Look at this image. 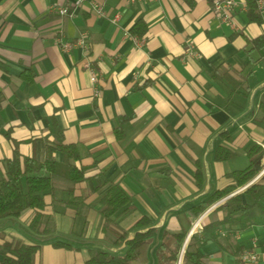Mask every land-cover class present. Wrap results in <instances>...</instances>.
Instances as JSON below:
<instances>
[{
	"label": "crops",
	"instance_id": "crops-1",
	"mask_svg": "<svg viewBox=\"0 0 264 264\" xmlns=\"http://www.w3.org/2000/svg\"><path fill=\"white\" fill-rule=\"evenodd\" d=\"M77 1L0 0V169L15 149L43 161L54 119L64 143L77 146L86 176L101 173L130 197L115 230L143 216L157 228L148 263L157 264L164 232H186L183 251L198 219L194 234L202 241L204 226L224 218L218 207L225 202L216 204L225 197L212 201L214 194L236 184L231 175L248 168L251 146L264 149V47L249 43L264 35V22H250L247 0H234L235 27L216 17L210 0H84L75 7ZM61 7L72 14L61 15ZM139 22L143 37L131 33ZM83 33L87 49L62 51L58 38L76 43ZM219 147L232 155L216 160ZM54 183L40 210V230L48 232L29 229L36 213L27 209L0 220V248L39 244L34 264H85L90 248L120 249L102 230L99 194L78 183L73 195L82 202L70 205L72 185L59 177ZM242 202L251 196L243 192ZM261 204L248 228L221 226L200 243L203 264H241L245 250L258 255L246 264H264ZM57 239L73 248L54 247Z\"/></svg>",
	"mask_w": 264,
	"mask_h": 264
},
{
	"label": "trees",
	"instance_id": "trees-1",
	"mask_svg": "<svg viewBox=\"0 0 264 264\" xmlns=\"http://www.w3.org/2000/svg\"><path fill=\"white\" fill-rule=\"evenodd\" d=\"M210 2L212 5V0ZM247 5L250 22L263 23L264 17L258 8L257 0H247ZM141 24L139 22L131 29L132 35L143 37L146 34V27ZM249 43L252 44L251 50L263 48L264 35L250 40ZM262 113L264 116V103ZM51 127L54 139L46 145L43 161L37 160L35 156L22 157L15 149L13 157L3 162V169H0V220L17 218L27 209L35 210L36 214L29 227L32 231L46 234L48 232L46 229L43 232L40 230L39 224L42 218L46 217L40 213V210L45 206L44 197L53 194L55 190L54 178H62L72 185L69 188L68 204L70 205H78L82 202L81 197L73 195V187L78 183L86 182L91 192L99 194L103 232L106 235L114 234L116 237L114 243L119 244L120 249L105 245L90 248L85 264H148L151 238L157 228L148 217L143 216L129 230L121 233L116 231L114 227L118 226V219L130 210V197L117 183L101 173L86 176L84 168L77 164L81 159L77 146L64 143L63 131L54 119H52ZM58 152L62 154V161H58L55 156ZM248 152L250 156L248 168L232 173L231 176L236 184L216 192L212 201L228 196L258 174L262 166L264 149L253 145ZM231 155V151L219 147L215 152V159L225 160ZM244 194L251 196V203L242 202V193L229 198L218 207L224 211V218L204 226L202 241H198L195 234L192 235L183 252L187 233L164 232L162 242L156 249L157 264H203L199 245L211 238H216L214 231L217 228L225 225L230 228L239 226L241 230L248 228L255 217L256 208L262 206L261 203L264 202V183L250 186ZM201 212L202 209H199L196 216H199ZM52 244L56 248H73L69 241L63 239H57ZM39 248V244L5 242L0 248L2 255L0 264H34Z\"/></svg>",
	"mask_w": 264,
	"mask_h": 264
},
{
	"label": "built area",
	"instance_id": "built-area-1",
	"mask_svg": "<svg viewBox=\"0 0 264 264\" xmlns=\"http://www.w3.org/2000/svg\"><path fill=\"white\" fill-rule=\"evenodd\" d=\"M83 1L84 0H79V1L75 2V4H74L75 7H77ZM257 3L259 5L260 9H264V1L263 0H258ZM235 5L236 4H235L234 0H212V11L216 15V17H218L221 21L229 23L233 27H235V23H234V20H233V10H234ZM93 8L98 13H101V14L103 13L102 9L100 8L99 5L94 4ZM58 12L61 15H70V14H72L67 7L59 8ZM118 19H119V14L115 15L113 17L112 21L115 23V22L118 21ZM133 39L139 45H141L144 42V39L136 37V36H133ZM57 42H58L59 46L61 47L62 51H64V52H70L72 50V48L74 46H76V45L77 46H81V47H83L85 49L88 48L87 43H86V34L85 33H83L81 35V37L78 39V41L76 43L64 41V39H62V38H58ZM90 72H91V81H92V83L95 86L97 84V82H98L97 73H96V71L94 69H90ZM99 94H100V90L95 88V96H99ZM263 176H264V166L261 169V171L258 173V175L256 177H254V179H252L251 181H249L247 184H245L241 188L237 189L236 191H233L231 194L226 196L222 201H220L216 205H219V204H221L223 202H226L229 198L234 197V196H236L238 194H241V193L245 192L250 186L255 184ZM202 219H203V217H201L200 219H198L196 221V223L192 227L190 235L187 237V241H188L189 237L191 238V236L194 233H196L198 229H200V226H201V223H202ZM254 241H255V239H254ZM239 259H240V263L241 264L256 263L258 261V255L253 250H245V251L240 253Z\"/></svg>",
	"mask_w": 264,
	"mask_h": 264
},
{
	"label": "rangeland",
	"instance_id": "rangeland-1",
	"mask_svg": "<svg viewBox=\"0 0 264 264\" xmlns=\"http://www.w3.org/2000/svg\"><path fill=\"white\" fill-rule=\"evenodd\" d=\"M30 229V228H29ZM31 230V229H30Z\"/></svg>",
	"mask_w": 264,
	"mask_h": 264
}]
</instances>
